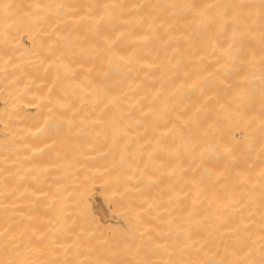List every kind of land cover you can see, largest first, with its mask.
Listing matches in <instances>:
<instances>
[{"label": "bare ground", "instance_id": "bare-ground-1", "mask_svg": "<svg viewBox=\"0 0 264 264\" xmlns=\"http://www.w3.org/2000/svg\"><path fill=\"white\" fill-rule=\"evenodd\" d=\"M0 264H264V0H0Z\"/></svg>", "mask_w": 264, "mask_h": 264}, {"label": "rangeland", "instance_id": "rangeland-1", "mask_svg": "<svg viewBox=\"0 0 264 264\" xmlns=\"http://www.w3.org/2000/svg\"><path fill=\"white\" fill-rule=\"evenodd\" d=\"M94 204V206L96 207V203H93Z\"/></svg>", "mask_w": 264, "mask_h": 264}]
</instances>
